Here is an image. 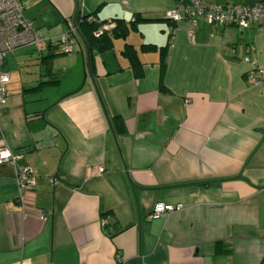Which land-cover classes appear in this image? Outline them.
Instances as JSON below:
<instances>
[{"label": "crops", "instance_id": "1", "mask_svg": "<svg viewBox=\"0 0 264 264\" xmlns=\"http://www.w3.org/2000/svg\"><path fill=\"white\" fill-rule=\"evenodd\" d=\"M21 2L42 40L3 60L0 144L35 185L22 206L0 163V264H264V78H247L264 24L191 25L181 0ZM83 15L126 34L98 50L77 30L61 52ZM158 202L181 208L150 217Z\"/></svg>", "mask_w": 264, "mask_h": 264}, {"label": "built area", "instance_id": "2", "mask_svg": "<svg viewBox=\"0 0 264 264\" xmlns=\"http://www.w3.org/2000/svg\"><path fill=\"white\" fill-rule=\"evenodd\" d=\"M184 5L183 15L191 25H194L197 18L202 17L208 22L218 26L235 25L239 28H246L252 21L264 24V0L255 2L252 5L232 6L220 3H205L201 0H181ZM167 17L178 21L182 18L177 9L167 12ZM88 21L98 22V27L93 31L99 35L114 25V21L97 20L92 15H87ZM67 28L60 33L56 40L65 54H70L77 34V20L75 17L67 18ZM42 38L32 26L31 20L23 14L21 0H0V104L4 102L6 88L4 84L9 79V74L3 68V60L7 53L23 46H31L40 43ZM247 60V57H244ZM247 78L252 83H258L264 78V68L252 67ZM1 136V132H0ZM21 154L12 151L7 145L0 144V163L7 162L16 170V184L19 189V201L24 205L25 192L35 185L34 171L30 165L19 163ZM181 208L180 204H167L158 202L154 204L150 217L164 212H171Z\"/></svg>", "mask_w": 264, "mask_h": 264}, {"label": "trees", "instance_id": "3", "mask_svg": "<svg viewBox=\"0 0 264 264\" xmlns=\"http://www.w3.org/2000/svg\"><path fill=\"white\" fill-rule=\"evenodd\" d=\"M87 15L80 16L76 18L77 20V29L82 38L85 42L87 47H96L98 50L105 48L107 46L108 39L106 38L107 35L111 33L113 36H121L123 37L126 34V26L125 24L121 23L120 21H114V25L107 30H103L99 35H94L93 31L98 27V22L95 21H88L86 19ZM141 17L138 15L135 16L134 21L139 20ZM133 21V22H134ZM111 31V32H110ZM110 32V33H109ZM106 36V37H105ZM57 47H60L58 41L55 39ZM61 49V48H60ZM61 52H63L61 50ZM165 62L162 61L161 63V70H160V81L162 78V74L164 71ZM140 71L135 69V75H139ZM160 90L164 91L165 88L163 87L162 83L159 84Z\"/></svg>", "mask_w": 264, "mask_h": 264}]
</instances>
